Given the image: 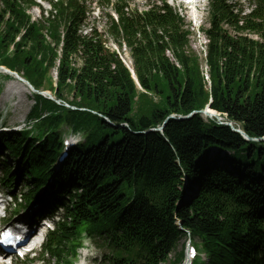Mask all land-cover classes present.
<instances>
[{"label":"trees","instance_id":"obj_1","mask_svg":"<svg viewBox=\"0 0 264 264\" xmlns=\"http://www.w3.org/2000/svg\"><path fill=\"white\" fill-rule=\"evenodd\" d=\"M26 7L24 0H0V64L37 88L55 70L56 98L75 109L35 95L30 117L56 112L39 123L51 129L49 139L22 148L23 135L2 134L0 152L10 146L21 158V177L36 188L52 174L60 124L86 140L53 174L51 189L64 181L79 192L68 221L50 238L65 245L86 229L105 235L117 264H176L182 253L173 261L171 253L191 236L205 244L207 264H259L264 141H247L201 113L168 118L162 132H141L211 100L224 120L250 137H264V0H253L246 14L228 0H210L209 25L200 28L207 40L204 54L192 48V31L164 0L141 13L126 12L117 2V22L108 15L107 33L129 49L147 93L136 89L104 34L95 28L78 34L86 8L77 0L53 3L56 12L44 20L47 25L31 20ZM213 162L221 165L210 169ZM184 178L197 181L200 190L180 205Z\"/></svg>","mask_w":264,"mask_h":264},{"label":"rangeland","instance_id":"obj_2","mask_svg":"<svg viewBox=\"0 0 264 264\" xmlns=\"http://www.w3.org/2000/svg\"><path fill=\"white\" fill-rule=\"evenodd\" d=\"M113 1V0H112ZM159 2L160 0H152ZM168 3L172 4L173 7L184 17L185 22L188 26V28L192 31V35L190 36V43L192 48L200 53L202 48H204L207 40L205 39V36L203 33L197 31V25L201 27H208V13H207V3L205 4H199L195 11L192 10H185L183 9V4H180L179 0H167ZM241 2V5L245 10L248 9V4L245 2V0H238ZM87 5H89V8L93 11L89 18L86 21V28L95 26L98 31L104 33V38L106 40L107 46H109L110 49H115L119 53V57L126 63L129 64L131 67L132 64V58L131 54L129 52V49L125 46H122L121 49L118 47L117 43H115L110 35L105 33L107 26H108V18L107 13L112 12L111 6L108 8L103 7L99 8L96 4V0L93 2L90 0H87ZM129 4L132 7H136L139 10H143L147 7L145 5V0H129ZM49 6L47 3H44L42 6L43 10H49ZM28 12L33 17V19H39L40 15L38 11L32 7L28 9ZM194 22V24H193ZM87 28V29H88ZM52 74L55 75L54 71H52ZM14 90H4L2 89L0 93V128L7 127V128H13L18 127L21 125V123L25 120L26 115L30 111V108L33 104L32 100L28 97V94L25 92L24 87L22 86ZM70 99V97H67ZM215 150L213 149L211 152V155H214ZM224 154V153H223ZM18 186L21 185V181H19ZM24 188V186H22ZM181 243H178L174 251L171 253L169 259L174 260L179 256V252L181 251ZM99 251L103 254L104 252H108L107 249L103 248L99 249ZM99 252V253H100ZM100 253V255H101Z\"/></svg>","mask_w":264,"mask_h":264},{"label":"water","instance_id":"obj_3","mask_svg":"<svg viewBox=\"0 0 264 264\" xmlns=\"http://www.w3.org/2000/svg\"><path fill=\"white\" fill-rule=\"evenodd\" d=\"M197 111H193L192 113H196ZM203 114H205L206 116L210 117V118H215L216 120H218L219 123L221 124H225V125H229L232 130H234L235 132H238L244 139L248 140V141H264V137H250L248 136L243 130L239 129V128H235L233 126V124L231 122H228V121H223L221 116L216 113V112H213L211 109H210V106H207L204 110L201 111ZM190 113V115L192 114ZM164 125L165 123L162 124V126H160L158 128L159 131H162L163 128H164Z\"/></svg>","mask_w":264,"mask_h":264},{"label":"bare ground","instance_id":"obj_4","mask_svg":"<svg viewBox=\"0 0 264 264\" xmlns=\"http://www.w3.org/2000/svg\"><path fill=\"white\" fill-rule=\"evenodd\" d=\"M191 1H192V0H191ZM191 6H192V10L195 11L196 8L194 7L193 2L191 3ZM193 23H194V22H193ZM128 66H129V68H131L129 64H128Z\"/></svg>","mask_w":264,"mask_h":264},{"label":"clouds","instance_id":"obj_5","mask_svg":"<svg viewBox=\"0 0 264 264\" xmlns=\"http://www.w3.org/2000/svg\"><path fill=\"white\" fill-rule=\"evenodd\" d=\"M82 264H83V262H82Z\"/></svg>","mask_w":264,"mask_h":264}]
</instances>
